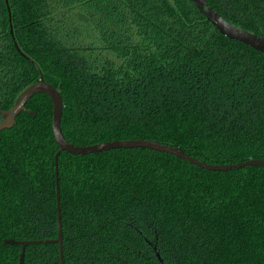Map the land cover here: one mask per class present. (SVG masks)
<instances>
[{
	"label": "trees",
	"instance_id": "trees-1",
	"mask_svg": "<svg viewBox=\"0 0 264 264\" xmlns=\"http://www.w3.org/2000/svg\"><path fill=\"white\" fill-rule=\"evenodd\" d=\"M206 1L264 37V0ZM40 73L75 146L148 140L210 165L264 161V54L193 0H0V109ZM26 108L0 134V264H21L5 240L59 234L53 101ZM58 178L64 264H264V167L114 149L62 152ZM23 264H62L60 245H28Z\"/></svg>",
	"mask_w": 264,
	"mask_h": 264
},
{
	"label": "water",
	"instance_id": "water-1",
	"mask_svg": "<svg viewBox=\"0 0 264 264\" xmlns=\"http://www.w3.org/2000/svg\"><path fill=\"white\" fill-rule=\"evenodd\" d=\"M196 4L197 8L201 12L202 15L206 17V19L220 32V34L226 36L231 40L238 41L250 48L264 54V37L258 36L254 33H251L247 30L238 28L232 24H230L227 20H225L220 14L215 12L207 3L206 0H193ZM11 23V16H10ZM11 34L13 35L12 24H11ZM18 51L17 44L15 43ZM36 94H46L48 95L54 105L53 111V131L55 139L60 147V150L55 156V164H56V175H57V210H58V227L59 234L57 239L53 241H23L17 242L15 240H5V244L15 245L19 244L22 246V252L20 255L21 264L24 263L25 251L26 247L30 244L36 243H49L54 242L60 245L61 251V263L64 264V256H63V234H62V210H61V197H60V185L58 178V159L62 152H67L73 155H89L104 151H110L114 149H149L157 152L167 153L170 155H174L175 157L188 161L189 163L205 169L207 171L214 172H227L233 169H241L246 167H264V161L262 160H249L245 162H240L236 164H228V165H210L204 162L197 160L196 158L191 157L187 153H185L181 148L171 147L164 145L162 143L156 141H148V140H124V141H112L101 143L97 145L91 146H75L69 143L62 132L61 122L63 116V100L60 93L48 84L42 74L40 73V81L36 84H33L26 88L16 99L15 104L12 108L7 111L0 109V115L2 116V120L0 121V134L2 131L7 129H12L16 124V119L20 115L21 112H26L34 116V114L27 110L26 104L28 101ZM158 258L159 254H157Z\"/></svg>",
	"mask_w": 264,
	"mask_h": 264
}]
</instances>
